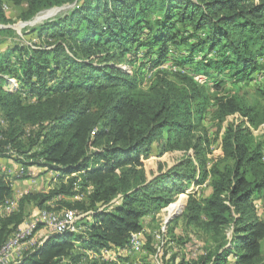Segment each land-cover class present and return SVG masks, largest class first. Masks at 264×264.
Listing matches in <instances>:
<instances>
[{
  "label": "trees",
  "instance_id": "16d2710c",
  "mask_svg": "<svg viewBox=\"0 0 264 264\" xmlns=\"http://www.w3.org/2000/svg\"><path fill=\"white\" fill-rule=\"evenodd\" d=\"M5 1L25 22L51 8L73 7L31 29L37 43L0 51V157L16 155L25 168L63 177L46 192L23 194L16 209L0 216V246L28 219V206L75 214L91 210L90 219L80 221L82 234H51L20 264H119L87 252L122 246L131 233L143 232L144 216L156 214L209 174L208 197L186 192V223L211 240L191 264H264V220L254 204L264 192V142H254L244 126L264 123L257 105L237 94L215 98L218 121L242 118L224 127L221 154L229 162L222 169L218 163L207 169L203 158L197 168L183 166L188 159L155 174L143 162L154 144L159 156L189 150L199 155L202 143L195 133L209 96L194 75L215 80L212 88L221 90L227 82L264 73L259 60L264 0ZM3 2L0 24L6 25ZM173 46L176 64H193V75L171 76L160 67ZM7 78L19 86L5 89ZM12 197L7 176L0 174V203ZM164 257L162 264H190L173 250Z\"/></svg>",
  "mask_w": 264,
  "mask_h": 264
},
{
  "label": "rangeland",
  "instance_id": "374dc122",
  "mask_svg": "<svg viewBox=\"0 0 264 264\" xmlns=\"http://www.w3.org/2000/svg\"><path fill=\"white\" fill-rule=\"evenodd\" d=\"M71 7H73V4L68 6L66 5L63 10H46L52 11L48 15H46L44 19L38 22L30 23L33 22V19L27 22L20 20L18 18L20 12L19 9L13 6L11 2L4 0L3 10L6 18L10 20V23L6 25L0 24V29H6L5 31H9L0 32V51H4L9 45H31L35 42L37 43L38 39L36 33L32 32L31 29L35 28L43 21L55 17L62 11L65 13L68 12ZM177 50L178 48L174 46L171 47L170 51L168 52V60H166L160 67L166 70L171 76H173L176 71H185V73L193 75V64H187L185 66H179L176 64L175 60L176 56H178ZM15 56L16 54L12 55V62L14 61ZM199 56L200 55L195 54L194 57L196 60H199ZM262 57L263 58L259 60L260 63L264 65V55ZM197 77L198 75H194V80L199 86H202L204 87V89H206V93L209 96V99L205 103L206 109L204 111L203 120L201 121V127L195 133L196 137L200 136L202 143V145L199 147V155H195L193 153V150H189L188 152H169L159 156L158 147L156 146V144H154L151 147V152L149 153L148 158L143 160L144 166L149 173L156 174L159 170L164 172L168 168L174 165H178L179 163H184L188 159L190 160V163H186L188 165L183 166H195L197 168L199 165V160L203 158V162L205 163L207 169H210L217 163L218 167L222 169V167H224L223 165L229 162V160L224 161L223 154H221V137L226 124L231 122L239 123L242 118L238 117V115L236 114L234 116H228L223 121H218L215 113V98L225 96L227 94H237L245 101V103L255 104L258 106L259 111L264 112V96L260 94V92L264 91V73L260 72L259 74L258 71H255L251 74L252 80L237 82L234 85L227 82L224 85V88L221 90H214L212 88V85L216 82L215 80H210L205 77ZM150 79L151 77L149 74L144 82L145 87L149 84ZM6 81L8 82V86L11 85V87L14 88L19 86L18 81L14 78H7ZM226 81H229V79H226ZM244 126L250 129L254 142H264V139L262 137L264 135V123L259 125L255 129L248 123H245ZM204 142H206L207 145H205ZM0 159L4 160L2 158ZM56 172L43 171L40 174L43 175V182L47 183V185L50 186V184L55 183L58 178H63L58 177L62 175ZM22 178L24 180L27 179L28 181L26 183H24V181L17 182L14 187L12 186L13 196L15 198H19L27 192H40L41 187L39 186V184L34 185V183L29 180L27 175L23 176ZM66 178L67 177H65L64 179ZM41 191L46 192L48 190L44 189ZM186 192L195 193V196L199 199L208 197L212 192V188L210 185V175L208 174L207 179L202 184H191ZM186 192L177 195L176 198L168 206L162 208L156 214L144 216L141 220L143 226V232L140 234L141 246L129 253L116 254L115 258L117 259L114 262L122 264L125 260H127L132 264H141L146 260H151L157 264H162V261L168 258L164 257L165 253L169 252L170 250L179 253V256H183L184 259L190 264L191 262L197 261L201 253H204V249L210 247L211 240L203 230L186 223V220L183 217L185 205L188 200V194ZM74 197L77 198V196ZM66 198H68V196H66ZM73 198L70 197V199ZM177 204H179L178 206L180 208L178 207L177 211L174 214H169L167 212L168 208ZM254 204L256 213L262 220H264V192L258 198L254 199ZM38 210L39 209L37 207L28 206L26 208V211L29 212V215L26 218H28L32 214H35ZM40 228L41 227H39V229L33 236L35 240L41 239L44 235V230ZM230 233L231 231L228 232V236L230 235ZM146 246L151 247L152 251H149ZM262 253L264 256V241L262 243ZM88 255L94 257V254L90 252L88 253ZM230 262H233V259H231Z\"/></svg>",
  "mask_w": 264,
  "mask_h": 264
},
{
  "label": "built area",
  "instance_id": "2783aa9c",
  "mask_svg": "<svg viewBox=\"0 0 264 264\" xmlns=\"http://www.w3.org/2000/svg\"><path fill=\"white\" fill-rule=\"evenodd\" d=\"M8 87H11V85L4 86L5 89ZM2 126H4V121L0 118V127ZM0 158L9 161L12 160L18 165L15 171L5 170V167L0 168L1 174L7 176V180L10 182L11 186L25 175H27L29 179H32L34 174L30 169L18 163V156L13 155L12 158ZM17 200L18 198L13 196L0 203V216L7 215L16 209ZM90 215L91 211L84 214H75L72 211L50 212L38 210L20 224L17 230L9 236L2 246H0V264H20L27 252L34 250L51 234H63L64 232L82 234L84 227L80 221L82 218L89 220L91 217ZM38 226H41L44 230V235L41 239L35 240L33 236L37 232ZM140 234L141 233H131L127 242L122 246L103 248L100 249L99 252L88 251L87 254L90 252L94 254V257L108 261H116V254L129 253L141 246Z\"/></svg>",
  "mask_w": 264,
  "mask_h": 264
},
{
  "label": "crops",
  "instance_id": "0c3cea01",
  "mask_svg": "<svg viewBox=\"0 0 264 264\" xmlns=\"http://www.w3.org/2000/svg\"><path fill=\"white\" fill-rule=\"evenodd\" d=\"M17 163H15L14 161L12 160H1L0 159V168L1 167H5V170H10V171H15L16 167H17ZM28 169H30L32 171V173L34 174L32 179H29L31 180L34 185H38L41 187L40 188V191L41 190H48L49 189V186L47 185V183L43 182L42 178H43V175H40L43 171H45L43 168L41 167H37V166H29L27 167ZM1 170H0V174H1ZM19 180V181H18ZM14 185L17 183V182H21V181H24V183H26L28 180L27 179H18ZM13 185V187H14ZM12 187V189H13Z\"/></svg>",
  "mask_w": 264,
  "mask_h": 264
},
{
  "label": "bare ground",
  "instance_id": "6f19581e",
  "mask_svg": "<svg viewBox=\"0 0 264 264\" xmlns=\"http://www.w3.org/2000/svg\"><path fill=\"white\" fill-rule=\"evenodd\" d=\"M55 9V8H54ZM53 10V9H52ZM52 10H50V11H42V12H40V13H38V15H36L34 18H33V22H30V23H34V22H38V21H40V20H42V19H44V17L46 16V15H48ZM179 204H177V205H174V206H172V207H169L168 208V213L169 214H174L176 211H177V208L179 207L178 206ZM180 208V207H179Z\"/></svg>",
  "mask_w": 264,
  "mask_h": 264
},
{
  "label": "water",
  "instance_id": "95a60500",
  "mask_svg": "<svg viewBox=\"0 0 264 264\" xmlns=\"http://www.w3.org/2000/svg\"><path fill=\"white\" fill-rule=\"evenodd\" d=\"M65 8V6H63V7H55V9H59V10H63ZM51 9H54V8H51ZM49 10V9H48Z\"/></svg>",
  "mask_w": 264,
  "mask_h": 264
},
{
  "label": "clouds",
  "instance_id": "9594fccd",
  "mask_svg": "<svg viewBox=\"0 0 264 264\" xmlns=\"http://www.w3.org/2000/svg\"><path fill=\"white\" fill-rule=\"evenodd\" d=\"M198 77H205V76H203V75H198ZM198 77H197V78H198ZM205 78H206V77H205Z\"/></svg>",
  "mask_w": 264,
  "mask_h": 264
}]
</instances>
